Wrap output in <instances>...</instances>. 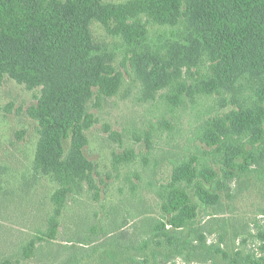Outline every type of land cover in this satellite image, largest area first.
Returning <instances> with one entry per match:
<instances>
[{"label":"rangeland","instance_id":"1","mask_svg":"<svg viewBox=\"0 0 264 264\" xmlns=\"http://www.w3.org/2000/svg\"><path fill=\"white\" fill-rule=\"evenodd\" d=\"M142 19L154 44L165 31L171 33L152 19ZM117 28L114 21L108 27L91 24L94 41L113 55L112 65L123 79L114 94L94 88L88 104L94 125L86 132L84 153L95 166L98 190L84 184L82 191L68 193L54 238L47 232L56 218L54 198L60 184L35 169L40 124L28 114L41 89L30 90L10 78L0 85V264H142L146 256L153 264L152 250L163 253L159 264H245L248 256H262L264 159L241 168L246 162L237 158L229 168L217 146L200 140L209 122L234 106L222 107L218 96L192 99L185 93L177 102L173 87L148 96L135 72L132 47ZM261 143L247 144L245 156L263 147ZM70 147L71 139L65 151ZM192 157L208 162L223 180L219 189L215 181H202L220 200L207 206L196 186L181 184L198 210L193 224L179 232L175 247L180 252L168 245L158 249L151 240L145 253L152 226L159 220L166 223L158 190L172 182L176 164ZM230 169L234 176L224 181V170ZM32 242L35 248L27 254Z\"/></svg>","mask_w":264,"mask_h":264},{"label":"trees","instance_id":"2","mask_svg":"<svg viewBox=\"0 0 264 264\" xmlns=\"http://www.w3.org/2000/svg\"><path fill=\"white\" fill-rule=\"evenodd\" d=\"M142 16L171 33L165 31L162 41L154 44ZM94 21L106 27L110 21L118 24L117 31L132 47L135 72L148 96L173 87L177 102L185 93L192 99L218 96L222 107L234 106L209 122L200 137L225 154L226 167L232 168L237 158L246 162L241 168L264 159V146L248 157L244 151L247 144L264 145V0H130L123 4L0 0V85L10 78L30 90L41 89L37 105L28 114L40 124L35 169L54 176L60 184L49 238L56 236L57 216L68 193L82 191L84 184L98 190L95 166L84 153L86 132L94 125L88 104L94 88L114 94L123 81L112 65L113 55L94 41ZM69 139L71 147L66 152ZM233 176L231 169L224 170V181ZM202 181H215L218 189L223 182L198 157L176 164L172 182L157 193L166 223L156 221L142 251L148 250L152 240L158 249L168 245L180 252L175 247L179 232L193 224L198 210L181 184L196 186L198 198L207 206L220 200ZM35 245L30 244L27 254ZM261 250L262 256H248L245 264H264V244ZM151 255L153 264H159L163 253L152 250ZM149 262L146 256L142 264Z\"/></svg>","mask_w":264,"mask_h":264}]
</instances>
